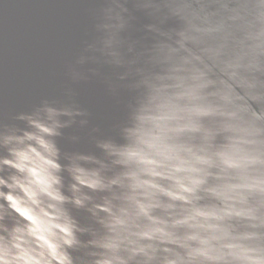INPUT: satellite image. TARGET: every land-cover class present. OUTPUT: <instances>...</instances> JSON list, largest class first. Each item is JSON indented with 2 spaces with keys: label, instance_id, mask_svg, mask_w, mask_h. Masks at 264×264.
I'll list each match as a JSON object with an SVG mask.
<instances>
[{
  "label": "clouds",
  "instance_id": "clouds-1",
  "mask_svg": "<svg viewBox=\"0 0 264 264\" xmlns=\"http://www.w3.org/2000/svg\"><path fill=\"white\" fill-rule=\"evenodd\" d=\"M89 8L60 95L0 109V264H264V0Z\"/></svg>",
  "mask_w": 264,
  "mask_h": 264
},
{
  "label": "water",
  "instance_id": "water-1",
  "mask_svg": "<svg viewBox=\"0 0 264 264\" xmlns=\"http://www.w3.org/2000/svg\"><path fill=\"white\" fill-rule=\"evenodd\" d=\"M91 0H0V109L28 110L43 97L59 96L65 65L91 26ZM78 98L106 125L115 115L95 83L75 85Z\"/></svg>",
  "mask_w": 264,
  "mask_h": 264
}]
</instances>
